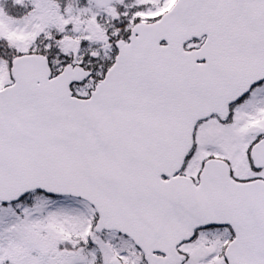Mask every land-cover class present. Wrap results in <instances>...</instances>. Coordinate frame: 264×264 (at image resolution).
<instances>
[{
  "label": "snow or ice",
  "instance_id": "1",
  "mask_svg": "<svg viewBox=\"0 0 264 264\" xmlns=\"http://www.w3.org/2000/svg\"><path fill=\"white\" fill-rule=\"evenodd\" d=\"M0 264H264V0H0Z\"/></svg>",
  "mask_w": 264,
  "mask_h": 264
}]
</instances>
